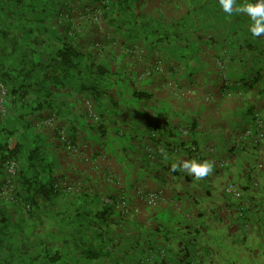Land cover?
Masks as SVG:
<instances>
[{
	"label": "crops",
	"instance_id": "0c3cea01",
	"mask_svg": "<svg viewBox=\"0 0 264 264\" xmlns=\"http://www.w3.org/2000/svg\"><path fill=\"white\" fill-rule=\"evenodd\" d=\"M250 24L219 0H0V75L38 83L54 49L79 54L58 63L48 95L35 84L10 97L5 127L40 147L58 188L34 220L11 210L0 264H219L218 243L252 254L264 233V37ZM191 159L214 170L197 180L158 166Z\"/></svg>",
	"mask_w": 264,
	"mask_h": 264
},
{
	"label": "trees",
	"instance_id": "16d2710c",
	"mask_svg": "<svg viewBox=\"0 0 264 264\" xmlns=\"http://www.w3.org/2000/svg\"><path fill=\"white\" fill-rule=\"evenodd\" d=\"M66 40L67 42L69 41L68 39ZM54 53V59H52L49 64L42 66L41 79L38 80V83L27 81L29 80L28 76H22L23 80L18 81V76L12 78L11 75H0V80L7 88L8 98L5 115L9 109L10 97L11 103L14 101V96L12 95L21 94V96L25 97L27 94L26 91L34 87L35 84V86L41 85V93L48 95L49 92L47 89L49 86L59 82L57 78L58 75L55 74V69L57 71L58 63L61 66L64 64H71L77 57H79L78 52L67 43L58 49H54ZM97 70L102 71L100 68H97ZM5 81L8 82L9 86ZM5 115L0 114V248H4L5 245V242H3V235H7L4 234V232L6 230L8 232L10 231V228H7V220L11 210L14 211H12L14 217H29L28 219L34 220L35 218H33V208L38 205V202L41 201V199L45 201L47 196L50 195L51 190L58 188L57 181L53 180L48 182V179L45 180L41 174L42 161L40 157V147L35 146L34 148H29L28 145H25V141L23 140V136L19 133V130L12 131L7 129L4 125ZM51 122L52 117L49 115L46 119H44L43 122H41L40 130H44L46 126L51 124ZM35 135H39V133H35ZM65 140L66 139L63 141ZM70 140L71 139H68V141ZM68 141L66 140V142ZM190 155L194 157L191 152ZM10 162L16 165V172L14 175H10L6 171V166ZM158 166L160 169L167 170L168 173H171V175L175 176L176 172L171 170L170 165L163 166L160 163ZM69 187L71 186H65V189ZM66 191L71 192L74 191V189L72 188V190ZM100 201L101 203H104V206L108 207L109 209L120 206L121 214H126L131 211L127 207L125 200L117 197L108 195L104 197L101 196ZM242 209L245 210L244 208H241L239 210L240 213L243 211ZM15 211L18 213H15ZM12 219L15 218L12 217ZM39 224L40 221H37L36 224L34 223L33 225L39 226ZM32 228L33 226L31 229L25 230V232H31Z\"/></svg>",
	"mask_w": 264,
	"mask_h": 264
},
{
	"label": "clouds",
	"instance_id": "9594fccd",
	"mask_svg": "<svg viewBox=\"0 0 264 264\" xmlns=\"http://www.w3.org/2000/svg\"><path fill=\"white\" fill-rule=\"evenodd\" d=\"M219 5L229 16L234 13L247 15L251 20V24L249 26L251 34L255 37H264V0H255V2L245 0V2L240 5H237L236 0H219ZM164 158L167 159L166 153L164 154ZM171 170L173 172L178 170L184 171L188 175L193 176L195 179L201 180L212 173L214 170V162L210 160L200 162L196 159L182 160L173 163L171 165Z\"/></svg>",
	"mask_w": 264,
	"mask_h": 264
},
{
	"label": "rangeland",
	"instance_id": "374dc122",
	"mask_svg": "<svg viewBox=\"0 0 264 264\" xmlns=\"http://www.w3.org/2000/svg\"><path fill=\"white\" fill-rule=\"evenodd\" d=\"M5 115V114H4ZM243 227L240 228L238 231L237 240L240 242L239 245H246L248 243L249 245V239L247 238L246 234H250L247 222L245 220H242ZM262 224H264V221H262ZM264 233L260 234V241L261 243L258 244L253 238L252 245V254L247 252L245 249H240L239 251L234 252V250L229 247V245L218 243V247H220L221 251L226 254L228 259H220L218 261L219 264H264ZM258 244V245H257ZM131 254H133V251H129ZM128 253V252H127ZM192 254V253H191ZM132 257L134 255H131ZM135 259V258H131ZM118 260V264H122L120 258H116ZM136 260V259H135ZM187 260H183L181 256H176L174 258V262L177 264H188ZM213 262L217 264V259L214 258ZM115 264V263H113Z\"/></svg>",
	"mask_w": 264,
	"mask_h": 264
},
{
	"label": "built area",
	"instance_id": "2783aa9c",
	"mask_svg": "<svg viewBox=\"0 0 264 264\" xmlns=\"http://www.w3.org/2000/svg\"><path fill=\"white\" fill-rule=\"evenodd\" d=\"M7 88L4 85V83H2V81L0 80V114H5L6 112V103H7ZM261 126L260 121H257L255 123V128L257 129L258 133H257V139H261L263 137V133L259 132L260 129L259 127ZM193 150V149H192ZM6 171L8 174L10 175H14L16 172V165L12 162H10L9 164H7L6 166ZM225 191L227 192V194L230 195H234L235 197H239V193L235 190V188L233 187V185H228L225 188ZM154 196H150L148 201L150 203L154 202Z\"/></svg>",
	"mask_w": 264,
	"mask_h": 264
}]
</instances>
